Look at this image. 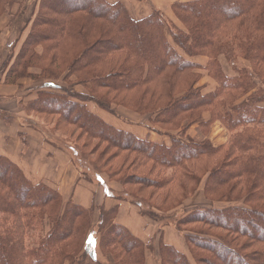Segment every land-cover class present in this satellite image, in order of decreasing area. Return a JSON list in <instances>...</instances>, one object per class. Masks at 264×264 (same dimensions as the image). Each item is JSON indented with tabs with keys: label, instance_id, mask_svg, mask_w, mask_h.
Listing matches in <instances>:
<instances>
[{
	"label": "trees",
	"instance_id": "trees-1",
	"mask_svg": "<svg viewBox=\"0 0 264 264\" xmlns=\"http://www.w3.org/2000/svg\"><path fill=\"white\" fill-rule=\"evenodd\" d=\"M18 1L0 0V16ZM168 9L174 20L160 8L134 20L120 2L39 0L29 14L28 36L17 53L14 45L3 69L9 84L56 79L66 70L65 82L88 87V95L42 92L28 109L59 116L116 150L109 158H92L96 152L85 153L87 144L83 149L66 139L78 158L63 146L75 164L87 163L85 179L93 181L94 169L122 184L125 192L114 199L135 205L162 227L173 226L189 253L166 244L163 233L143 242L115 222L118 207L99 210L95 218L93 208L65 203L56 190L34 184L0 155V264H104L90 241L94 227L101 253L114 264H147L148 251L160 264H264V0H192ZM222 56L235 76L223 70ZM203 57L205 67L196 62ZM49 58L48 66L37 65ZM59 58L61 67L54 63ZM201 71L216 84L212 90L200 85ZM86 103L112 115L123 107L149 116L151 130L170 136L171 145L119 130ZM216 122L230 133L218 147L208 138ZM194 125L201 140L189 135ZM137 170L146 177L137 183L158 194L145 198L129 190L137 184L129 175ZM202 183L212 206L174 219L172 213ZM30 234L35 240L28 243Z\"/></svg>",
	"mask_w": 264,
	"mask_h": 264
},
{
	"label": "crops",
	"instance_id": "crops-1",
	"mask_svg": "<svg viewBox=\"0 0 264 264\" xmlns=\"http://www.w3.org/2000/svg\"><path fill=\"white\" fill-rule=\"evenodd\" d=\"M21 1L23 4L24 0ZM106 1L111 4L122 3L134 20H142L148 17L154 8L168 11L167 15L174 20L173 13L168 8L174 3L192 0ZM25 5H27V0L21 7L24 8ZM16 7L18 10L15 8L14 14L19 11L20 5ZM5 20L6 18L2 19L0 24H4ZM14 45V43L0 44V155L19 165L26 177L34 184L43 183L56 190L62 195L65 203L73 201L86 209L93 208L95 218L98 217L99 210H110L118 207V216L115 222L125 226L140 240L149 243L158 234L163 233L166 244L188 254L184 237L173 226L162 227L150 218L140 215V211L135 205L114 199L113 195L122 196L125 192L122 184L110 180L106 174L99 175L98 179L95 180L96 182L85 179L83 169L74 162V155L58 142L57 137L60 135L54 134L49 128L50 126L43 123L38 117L40 114L28 109L31 103L39 99L40 94L44 92L45 84H50L51 80L40 77L39 79H19L16 84L6 82L7 70L4 71L3 67L8 62ZM39 52H41V48H39ZM196 62L205 67L208 59L203 57L196 59ZM220 63L227 75L232 77L236 75L224 56L220 57ZM30 73L39 76L41 71L31 69ZM202 73L204 74V72ZM208 79L211 80L205 75L200 85H205L202 84V81L205 83ZM215 85V83L209 84V89L212 90ZM81 94L85 95L84 92ZM86 106L91 113L119 130L132 133L141 140H148L168 147L171 145L170 136L151 130L149 116L139 115L123 107L118 108L116 115H112L94 103H86ZM205 118H209L208 113L205 114ZM199 133L198 125H194L189 131V135L194 139L199 136ZM229 137L230 133L220 122H216L212 126L208 136L216 147L225 145ZM203 187L204 183L200 185L195 195L175 212L186 213L198 207H211L212 203L205 199ZM195 200L201 204H194ZM147 264H160L155 253L147 252Z\"/></svg>",
	"mask_w": 264,
	"mask_h": 264
},
{
	"label": "rangeland",
	"instance_id": "rangeland-1",
	"mask_svg": "<svg viewBox=\"0 0 264 264\" xmlns=\"http://www.w3.org/2000/svg\"><path fill=\"white\" fill-rule=\"evenodd\" d=\"M38 1L39 0H27V5H25V7L22 8L24 6V4L26 3V0H24L23 4H22V1L19 0L18 1L19 3L14 5V7H12V9L9 12H6L3 15L0 16V21L2 19L6 18V20L3 22L4 24H2V23L0 24V44H2V43L3 44L14 43L16 45V47H17V50H15V52L17 53L19 51V49L21 47V44L25 41V39H26V37L28 36V33H29V29L27 28V25H28V23H29V21L31 19L29 14L34 10V8H36L38 6ZM17 5H20V9H19L18 12H15L16 14H14L13 12H14L15 8H16V10H18L17 9L18 7H16ZM3 33H4V36H3ZM1 55H2V53H1ZM50 60H52V59L49 58V60H47V62L40 63V64L37 63V65L41 66V67H46V66H48L50 64V62H51ZM58 60H57V62H54V63H55V65L57 67H61V66H59L61 64L60 58ZM242 63H246V62H242ZM11 64L12 63H10V65ZM68 65L69 64H67V66ZM65 71L66 70H63V71L59 72L58 73L59 75L57 76L58 78H56V79L52 78L51 79L52 82L51 81L49 82L50 84H45L44 89H43L44 93L62 94V95L71 94V95L76 96V95H84V94H81L82 92H84L85 95H88L89 94L88 87L78 86L75 82H73V80H70V81H67V82L64 81L63 77H64V74H65ZM208 80L205 83H203V81H202V84H205L207 86V88L209 89L210 87L208 85L209 84H214V82L212 80H209V81ZM36 116H38V115H36ZM38 117L41 118L43 123H45L46 125L50 126L49 128L54 132V134L60 135L61 138L59 139V142H60V144L62 146H70L71 147V145H67L65 143L66 139L68 140L67 142L76 143V144H78L81 147L82 146L84 147V145L87 144L86 145L87 147L86 148L84 147L85 149L83 147L82 148L84 149V152L87 153L88 155L91 154L92 151H94V153L96 152L95 155L92 156V158H98L103 153H105L103 159H106V158H109V157L113 156L116 153V150L108 148V146L106 144H102L98 140L91 139V138L88 137V135L83 133L80 129H76V127H72V126L68 125L59 116L40 114ZM195 139L196 140H201L200 133H199V136L196 137ZM72 149H73V152H74L75 156L80 158L78 151L76 149H74V148H72ZM76 162H77L76 165L79 168L81 166L82 169H85V166H87V163L83 162L80 159H79V161H76ZM166 174H167L166 172L162 171V175H166ZM89 175L91 176V178L94 181L97 180L98 173L94 169H92V170L90 169L89 170ZM129 177L133 179L132 180L133 183H137L136 179H143V180L146 179V177L143 174V172L142 171H138V170L135 171V173H133V174L130 173ZM129 190L132 191V192H135V193H140V195L142 197H145V198H149V196L152 194V192L155 193V194H158V193H156L157 190L151 189V188L142 187L139 183H137L134 186H131L129 188ZM155 202H159V201L155 200ZM193 203L197 204V205L201 204L197 200H195ZM214 206L225 207V206H227V204L226 205L225 204L224 205L217 204V205H214ZM187 208H190V207H187ZM185 215H186V213L185 212H181V211H178L177 213L176 212L172 213V216H173L174 219H182V218H184ZM251 229L252 228L250 226H247V230L250 231ZM33 236L34 235H31V234L28 236V239H27L28 243H31V241L29 239H34ZM37 237H38V235H37ZM99 239H100V235H99V233L97 231V228L94 227L91 230L90 241L93 243L95 254L97 255L98 259L101 262H103L104 264H114L112 259L108 258L109 256L108 257L104 256L101 253V251L99 249Z\"/></svg>",
	"mask_w": 264,
	"mask_h": 264
}]
</instances>
